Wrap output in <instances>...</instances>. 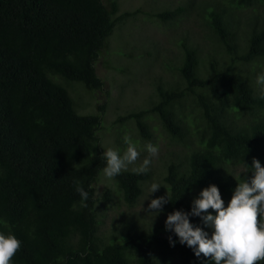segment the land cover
I'll list each match as a JSON object with an SVG mask.
<instances>
[{"label": "trees", "instance_id": "obj_1", "mask_svg": "<svg viewBox=\"0 0 264 264\" xmlns=\"http://www.w3.org/2000/svg\"><path fill=\"white\" fill-rule=\"evenodd\" d=\"M189 4L157 17L180 28L188 7L202 14L207 49L180 36L170 68L178 78L156 79L151 108L117 119L135 125L132 141L141 142L146 156L143 142L157 146L150 119L182 147L161 156L170 162L159 197L168 192L171 202L155 219L131 211L148 198L155 175L149 170L121 171L99 182L108 104L84 115L76 101L80 89H105L97 62L136 14H120L119 0H0V233L21 242L10 264H208L210 258L181 245L165 221L176 211L191 212L192 201L211 185L227 208L238 183L253 178V158L264 167V86L257 84L264 74L263 13L247 16V29L240 28L242 13L262 10L264 0ZM74 179L89 193L87 207ZM103 180L112 183L104 194L98 190ZM101 202L119 207L121 216L103 235ZM189 219L211 238L200 217ZM259 219L264 224V216Z\"/></svg>", "mask_w": 264, "mask_h": 264}, {"label": "rangeland", "instance_id": "obj_2", "mask_svg": "<svg viewBox=\"0 0 264 264\" xmlns=\"http://www.w3.org/2000/svg\"><path fill=\"white\" fill-rule=\"evenodd\" d=\"M188 1L192 4L194 0H119L120 14L133 12L136 15L125 23L123 28L117 29L109 39L107 48L97 62V74L104 81L105 89L92 94L80 89L77 96L78 100L76 101L81 108L79 111L80 113L83 112L84 115L98 114L99 106L107 101L108 108L104 115L105 128L100 134L105 150L111 148L122 156L127 148V144L124 142L125 136H128L131 143L136 145L139 153L137 160L121 171H133V168L142 165L144 159L150 158V156L145 155L144 146L141 142L135 144L132 141L138 138L134 129L135 125L132 122L119 124L117 119L120 116L124 117L133 110L140 111L151 108L152 103L154 104L158 100L154 93L156 79H163V82H167L178 78L176 70L172 71L170 68L174 65L172 58L175 56V52L179 51L176 42L180 36H189L190 39L194 37L202 50L203 48L207 49L202 14L190 13L188 7L186 14H182L186 16V20H181L180 28L179 26L173 28L168 23H162L157 17L165 11L184 6ZM195 1L197 3H212L217 0ZM259 12L264 15V8L257 12L248 9L242 13L243 18L240 22L242 31L247 29L249 21L247 16L251 14L260 15ZM175 32L178 33L174 35ZM106 91H108V94ZM149 123L152 125L153 141H155L159 151L156 156L151 157L152 160L148 170L150 173L155 174L152 177L153 183L158 184L161 188L153 194L150 190L147 191L148 198H145V196L140 198L138 204L131 211L143 214L148 218L153 216L156 219L158 213L149 215L147 209L152 199H157L160 194L163 193L164 195L166 192V185L161 186L160 181L164 183L163 173H165V166L170 161L163 163L162 160L165 157L161 156L169 152H180L182 147L171 141L162 131L161 125L156 119L154 121L150 119ZM143 143L148 144L147 142ZM104 177L100 175L99 182ZM106 183L103 180V183L98 186V190L103 194L106 188L112 186V183ZM114 200L111 202L114 203ZM117 208L119 207L112 208L111 204L103 202L98 205V211L104 214L99 218L102 222L101 235L109 234L112 223L121 219V216L115 210ZM128 211L127 206L122 205L121 212L127 213Z\"/></svg>", "mask_w": 264, "mask_h": 264}, {"label": "clouds", "instance_id": "obj_3", "mask_svg": "<svg viewBox=\"0 0 264 264\" xmlns=\"http://www.w3.org/2000/svg\"><path fill=\"white\" fill-rule=\"evenodd\" d=\"M257 84L264 86V74L257 77ZM124 142L127 148L122 156L111 148L104 151L101 158L106 161V166L101 170V175L114 177L137 160L139 153L136 145L131 143L128 136L124 137ZM146 147L150 157L158 154V146L148 143ZM150 163V158H145L143 164L133 168V171L137 174L147 173ZM251 169L253 178L250 183L247 179L238 183L227 208L218 187L211 185L192 201L191 212L176 211L169 214L165 221L166 230L174 231L179 237V243L193 249L197 258L201 255L210 258L208 264L213 261L214 264H257L264 260V224L259 219L264 216V167L253 158ZM73 184L81 197L82 206L87 207L85 202L89 199L88 191H85L79 180L74 179ZM160 188L158 184L152 183L150 191L153 194ZM170 202L167 192L166 196L152 199L147 211L149 215L160 214L162 206ZM209 209L217 214L212 215ZM190 216L200 217L203 224L213 230L211 238L202 228H194ZM169 242L175 246L171 237ZM20 247L21 242L14 235L0 233V264H10Z\"/></svg>", "mask_w": 264, "mask_h": 264}]
</instances>
